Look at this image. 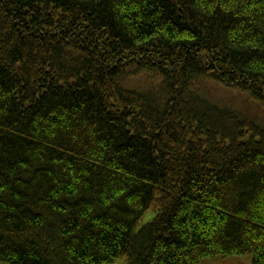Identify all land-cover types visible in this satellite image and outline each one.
<instances>
[{"label":"trees","instance_id":"trees-1","mask_svg":"<svg viewBox=\"0 0 264 264\" xmlns=\"http://www.w3.org/2000/svg\"><path fill=\"white\" fill-rule=\"evenodd\" d=\"M237 91L264 109V0H0V261L264 264Z\"/></svg>","mask_w":264,"mask_h":264},{"label":"rangeland","instance_id":"rangeland-1","mask_svg":"<svg viewBox=\"0 0 264 264\" xmlns=\"http://www.w3.org/2000/svg\"><path fill=\"white\" fill-rule=\"evenodd\" d=\"M163 81V77L153 72H143L140 74L129 76L125 82L124 87L127 90H137L143 92H149L155 88L160 87ZM228 94V93H227ZM229 96V94H228ZM236 99L234 104H231L237 109L244 117L255 121L260 126H264V109L259 104L251 100L246 93L237 91L234 95ZM222 97V96H221ZM156 211L151 210L144 216L143 224L149 222ZM0 264H7L0 261ZM113 264H129L127 259H121ZM201 264H253L251 255L234 256V257H222L217 256L214 258H205Z\"/></svg>","mask_w":264,"mask_h":264}]
</instances>
